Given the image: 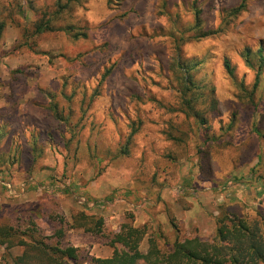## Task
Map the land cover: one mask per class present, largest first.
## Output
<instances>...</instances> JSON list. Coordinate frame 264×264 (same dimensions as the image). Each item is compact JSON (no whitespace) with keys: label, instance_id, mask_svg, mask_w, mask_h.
<instances>
[{"label":"rangeland","instance_id":"374dc122","mask_svg":"<svg viewBox=\"0 0 264 264\" xmlns=\"http://www.w3.org/2000/svg\"><path fill=\"white\" fill-rule=\"evenodd\" d=\"M0 2L4 17L17 19L0 45V110L7 118L0 122V225H15L28 241L56 243L50 238L76 213L103 217V235L69 230L60 239L62 247L79 249L70 264H90L113 256L110 243L124 223L148 226L140 245L146 253L149 234L162 233L160 247L164 239L208 241L223 213L264 215V67L254 87L259 51L264 56V0H248L237 18L230 10L242 0H197L204 33H213L206 37L193 29L195 0H83L55 19L58 27L74 24L88 35L80 40L64 32L34 35V21L53 16L59 0ZM247 50L255 69L243 57ZM177 54L196 65L203 124L183 113ZM75 95L88 96L89 110L78 157L62 146L70 134L61 142L47 110L56 103L68 115L67 98ZM133 121L141 126L130 154L119 155ZM35 138L44 150L37 163ZM87 141L94 155L84 152ZM13 154L17 164H3ZM23 251L0 245V264H12Z\"/></svg>","mask_w":264,"mask_h":264},{"label":"trees","instance_id":"16d2710c","mask_svg":"<svg viewBox=\"0 0 264 264\" xmlns=\"http://www.w3.org/2000/svg\"><path fill=\"white\" fill-rule=\"evenodd\" d=\"M59 0V10L56 11L53 16L48 12L43 13L41 18L34 21V35H43L45 33L52 32H64L66 35L72 36L76 40L87 39L86 33L80 32L74 24L66 23L64 27H58L55 25V19L59 20L63 13L72 6V4L80 3L83 0H66L63 5ZM197 0L193 4V10L195 12V24L193 26L196 34H200L199 37H206L213 33H204L203 21L201 15V9L197 5ZM248 0H242V2L235 8L230 10V13L235 18L239 17L242 13L247 11ZM33 3V2H32ZM56 16L58 18H56ZM16 18V17H15ZM12 17L5 18L3 6L0 2V45L5 37V31L8 23H16ZM27 40V37L25 38ZM29 41L26 46H29ZM180 53V51H179ZM260 65L257 68V77L254 87L257 88L260 82L261 74L264 67V56L262 51H259ZM252 52L247 50L243 57L246 64L255 69V64L251 59ZM176 67L179 70L184 71V76L179 80L181 94L180 98L183 113L190 117L193 116L196 120H199L202 124L205 120V114L197 110L195 106L196 101L203 98V95L196 97L194 93L198 90H203L196 85L193 81L192 72L195 70L196 65L183 64L179 59V55L176 56ZM225 68L227 74L235 78L234 69L229 60H225ZM109 73H105L108 76ZM100 82L97 86L96 95L90 97V104L96 100V96L99 95ZM193 90H196L194 92ZM212 90L210 99L209 111L217 110V98L215 97V91ZM70 102L69 113L60 108L58 104L51 103L47 107V110L51 112L55 121L58 122L57 132L60 134L61 142L64 141L65 135L70 134L68 140L64 141L63 147L70 153H73L75 157H78L83 150L82 141L84 135L87 132V122L89 120V110L84 106L88 101V96H82L78 98L77 95L67 98ZM79 105V106H78ZM78 106L77 109H75ZM80 114V115H78ZM6 121L5 112L0 110V122ZM141 123L132 122L130 125V133L127 141L123 145H118L119 155H129L130 146L133 142L134 136L140 129ZM3 128L0 127V131ZM93 130V129H92ZM2 134V133H1ZM0 134V145L3 140V136ZM49 137H51L49 135ZM86 149L84 152L87 155H94L96 147L91 146L90 141L86 142ZM31 145V161L37 163L41 159V155L44 150H40V144L37 138L32 141ZM3 155H9V153H2ZM17 154H13L12 157L6 159L3 164H9L11 166L17 164ZM3 159V157H2ZM21 213H23L21 211ZM32 224H34V221ZM216 233L210 240H202L199 237L186 238L181 240L177 238L173 243H169L164 239V246L160 247L159 238L164 237L159 233L158 235L149 234V248L146 253L141 252L140 245L148 235V226L136 227L129 223H124L118 233L114 235L111 240L110 246L114 248L113 256L106 259H91L90 264H264V215H258L253 219L241 218L229 213H223L219 217L217 222ZM63 227L59 228L54 238H50L56 243H49L45 240L38 241L34 237L28 241L20 230L15 228V225L3 226L0 225V245L10 250L15 247H21L24 249L21 256H17L12 260V264H70L75 262L79 258V249L75 247H62L60 239H62L66 231L69 230H83L86 233L94 235H103L105 221L103 217H97L87 214L85 211L76 213L72 216V221L61 222ZM171 225L177 230L175 222L172 220ZM178 232V230H177ZM57 239V240H56ZM121 246V250L117 246Z\"/></svg>","mask_w":264,"mask_h":264}]
</instances>
